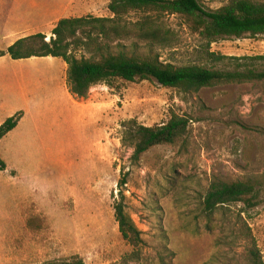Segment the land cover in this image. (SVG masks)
<instances>
[{"label":"rangeland","instance_id":"374dc122","mask_svg":"<svg viewBox=\"0 0 264 264\" xmlns=\"http://www.w3.org/2000/svg\"><path fill=\"white\" fill-rule=\"evenodd\" d=\"M200 3L214 11L226 0ZM162 19L172 42H138L140 55L206 67L209 53L264 55V36L207 43L182 18ZM44 36L49 41L52 34ZM6 46L0 38V51ZM66 69L50 57L0 58V126L18 120L0 140V264H68L75 257L84 264H244L246 245L238 236L244 225L264 263V81L189 96L155 82L115 81L76 99ZM172 114L188 120L186 141L155 146L132 162V150L121 145L123 123L158 126ZM214 179L261 180L257 206L227 205L207 223L202 199ZM119 201L144 242L139 261L127 258L132 247L114 218Z\"/></svg>","mask_w":264,"mask_h":264},{"label":"trees","instance_id":"16d2710c","mask_svg":"<svg viewBox=\"0 0 264 264\" xmlns=\"http://www.w3.org/2000/svg\"><path fill=\"white\" fill-rule=\"evenodd\" d=\"M107 10L110 17L61 19L49 41L42 34L21 38L6 51H0V58L8 55L14 61L47 57L62 60L67 67V89L76 99H85L94 86L111 87L115 81L155 82L182 96L220 85L264 81V55L236 58L209 53L210 67L175 66L160 61L153 52L140 55L136 49L138 42L151 47H167L172 42L173 33L165 26L162 16L182 18L186 27L207 43L219 38L264 36V0H226L214 11H206L200 0H111ZM130 14L138 17L128 20ZM123 43H130L132 49L128 50ZM78 51H84L88 58H77ZM17 121L11 117L0 126V140L17 126ZM122 127L121 145L132 150L130 159L136 162L155 146L183 144L187 139L188 120L172 114L162 125L145 127L130 120ZM4 167L0 159V170ZM124 183L121 180L119 185ZM261 187L262 182L257 179L230 183L212 180L202 199V213L207 223L219 209L230 204L241 203L248 209L256 207ZM113 209L118 231L132 247L127 258L139 261L144 243L140 232L120 201L115 202ZM238 236L246 245L244 264H264L247 225L241 226ZM68 264L84 263L75 257Z\"/></svg>","mask_w":264,"mask_h":264},{"label":"crops","instance_id":"0c3cea01","mask_svg":"<svg viewBox=\"0 0 264 264\" xmlns=\"http://www.w3.org/2000/svg\"><path fill=\"white\" fill-rule=\"evenodd\" d=\"M111 0H0V38L6 49L28 36L52 33L61 19L107 17ZM100 6H104L105 14Z\"/></svg>","mask_w":264,"mask_h":264}]
</instances>
